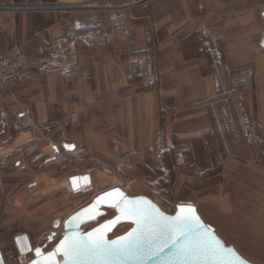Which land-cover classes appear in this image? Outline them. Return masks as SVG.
<instances>
[{
	"label": "crops",
	"instance_id": "crops-1",
	"mask_svg": "<svg viewBox=\"0 0 264 264\" xmlns=\"http://www.w3.org/2000/svg\"><path fill=\"white\" fill-rule=\"evenodd\" d=\"M86 1L0 0L22 7L0 9V51L19 47L31 71L12 86L0 82V172H11L10 180L28 182L29 157L47 155L43 163L50 166L60 149L109 157L115 141L137 151L157 139L207 135L213 107L233 89L231 77L250 97V114L264 134V0H153L129 8L126 0H107L115 7L79 8ZM245 70L252 72L238 74ZM29 120L39 131L21 133L19 125ZM234 167L256 174L234 183V205L223 206V219L248 215L262 232L264 164ZM75 177L89 181L75 191ZM97 183L91 174L63 182L42 176L15 199L55 192L67 198ZM8 214L0 210V219ZM17 237L11 245V236L2 240L3 256L8 247L18 251Z\"/></svg>",
	"mask_w": 264,
	"mask_h": 264
},
{
	"label": "rangeland",
	"instance_id": "rangeland-1",
	"mask_svg": "<svg viewBox=\"0 0 264 264\" xmlns=\"http://www.w3.org/2000/svg\"><path fill=\"white\" fill-rule=\"evenodd\" d=\"M1 8L14 11L22 7L12 2L0 4ZM251 72L245 70L238 74ZM226 73L229 79L231 75L227 70ZM229 81L233 89L223 95L219 107L217 104L213 107L215 123L207 135L157 139L155 146L137 151H125L115 141L114 154L109 157L88 151L69 154L60 149L51 154L54 160L50 166L43 163L49 158L47 155L34 161L29 157L28 182L10 180L11 172H0L3 194L0 210L11 214L0 219V243L11 236L8 239L11 245L14 236L29 234L33 247L46 246V251H50L64 234L63 223L69 216L89 205L99 193L119 187L129 196L148 197L169 214H174L181 205H194L206 224L218 232L219 227L225 229L221 233L231 242L228 245L238 246L252 261L264 262V231H259L257 222L242 214L223 219V206L234 205V183L242 178H255L256 174L234 165L264 164V134L257 126L255 113L250 114L246 100L250 97L245 98L242 86H238L240 83L233 77ZM82 174L97 178L96 189L89 186L67 198L63 192L48 194L45 198L37 193L29 195L26 203H16V192L28 183L30 189L38 177L63 182L70 176ZM114 215L115 212L109 210L100 222ZM95 225L84 229L88 231ZM131 227V224L121 225L113 237L123 235ZM51 233L57 234L53 242L48 239ZM11 251L15 252L9 247L4 251L6 264H25L33 258L31 255L23 262L9 261Z\"/></svg>",
	"mask_w": 264,
	"mask_h": 264
},
{
	"label": "snow or ice",
	"instance_id": "snow-or-ice-1",
	"mask_svg": "<svg viewBox=\"0 0 264 264\" xmlns=\"http://www.w3.org/2000/svg\"><path fill=\"white\" fill-rule=\"evenodd\" d=\"M102 202L116 208L120 215L87 234L77 231L82 222L95 219L99 214L96 207ZM121 220L135 227L123 236L108 239L107 233ZM69 226L73 230L56 250L34 264H58L53 259L57 255L64 257L65 264H143L153 258H160L161 264H245L202 223L193 206L182 205L175 216H168L151 201L129 199L118 188L72 217ZM36 255L42 256L39 248Z\"/></svg>",
	"mask_w": 264,
	"mask_h": 264
},
{
	"label": "water",
	"instance_id": "water-1",
	"mask_svg": "<svg viewBox=\"0 0 264 264\" xmlns=\"http://www.w3.org/2000/svg\"><path fill=\"white\" fill-rule=\"evenodd\" d=\"M89 179H81L80 177H75L74 179L71 180V182L73 183V187H74V190L75 191H78L80 188H81V185H83L84 183L88 182ZM118 188L126 197H128L129 199H140V198H143V199H146V200H149L151 201L157 208L160 209V211H162L165 215H168V216H175L179 211H180V208L181 206H179L177 208V211L174 213V214H169V213H166L165 211H163L156 203H154L151 199H149L148 197H145V196H137V197H132V196H129L127 195L121 188L119 187H114V188H111V189H108V190H105L101 193H99L94 199L93 201L81 208L80 210H78L76 213H74L73 215L69 216L63 223V226H64V234L61 236L60 240L58 241V243L55 245V247L50 250V251H46V246H42V247H34L33 248V245L30 241V238L27 234H23V235H20L18 236L16 239H15V243H16V246H17V249L19 251V253L23 256L22 259H26L28 258L29 256H33L32 260L31 261H27L25 264H34V262L36 261H42L45 257H47L48 253L50 252H54L56 250V247L59 245L60 241L64 238V236L66 234H68L71 230L73 229H70V226H69V222L72 220V217L76 216L78 213L82 212L84 209H87L89 208L91 205L95 204L97 199L101 196H103L106 192H112L114 189ZM183 206H188V205H183ZM195 208L196 210V214L200 217L198 211H197V208L194 206V205H191ZM109 210H113L115 212V215L114 217H112L111 219H107L105 221H102L100 222V220L104 217L107 216L108 214V211ZM96 211L99 213L98 215L95 216V219H92V220H85L84 222H82L80 225H79V228L76 229L77 231L81 232V233H84V234H87L88 232H91L94 228H99L102 224H105L108 220H113L115 219L117 216L120 215V213L118 212V210L116 208H113L111 207L108 203H105V202H102L100 204L97 205L96 207ZM200 220L202 221L203 224H205L206 226H208L215 234V236L221 241V243L225 246L224 242L220 239V237L217 235L216 233V229L215 227H213L212 225H209V224H206L203 219L200 217ZM93 224H96L92 229L86 231L84 228L86 226H89V225H93ZM123 224H131L132 227L127 231H131L132 228L135 227L134 224H132L130 221L128 220H121L118 224H116L108 233H107V238L108 239H116L117 237H113V234L114 232L116 231L117 228H119L121 225ZM126 232V233H127ZM126 233H124L123 235H125ZM56 233H51L49 235V237H56ZM123 235H120V236H123ZM54 238L53 239H49L50 242H53L54 241ZM227 248H230V249H234L235 250V253L236 255L240 258V260H243L245 261V264H254V263H251L250 261H248L247 259H245L242 255H240L239 252H237V250L233 247V246H225ZM39 248L42 252V256L38 257L36 255V249ZM53 259H55L58 264H65V259L62 255H57L55 256ZM0 264H6V261H5V258L3 256V253L2 251L0 250ZM143 264H161V260L160 258H153V259H148L146 260L145 262H143Z\"/></svg>",
	"mask_w": 264,
	"mask_h": 264
},
{
	"label": "built area",
	"instance_id": "built-area-1",
	"mask_svg": "<svg viewBox=\"0 0 264 264\" xmlns=\"http://www.w3.org/2000/svg\"><path fill=\"white\" fill-rule=\"evenodd\" d=\"M151 1L153 0H126L124 6L129 8L147 5ZM113 7L115 5L107 0H88L79 5L81 9H108ZM12 9L14 8L12 7ZM30 73L27 57L19 47H14L6 52L0 51V82L4 86H12L16 83L26 81ZM37 129L38 127L31 120L19 125L21 133L32 134ZM22 257L18 251H11L8 259L9 261H18Z\"/></svg>",
	"mask_w": 264,
	"mask_h": 264
},
{
	"label": "bare ground",
	"instance_id": "bare-ground-1",
	"mask_svg": "<svg viewBox=\"0 0 264 264\" xmlns=\"http://www.w3.org/2000/svg\"><path fill=\"white\" fill-rule=\"evenodd\" d=\"M34 248V247H33Z\"/></svg>",
	"mask_w": 264,
	"mask_h": 264
}]
</instances>
